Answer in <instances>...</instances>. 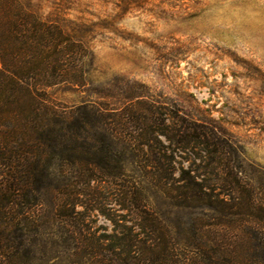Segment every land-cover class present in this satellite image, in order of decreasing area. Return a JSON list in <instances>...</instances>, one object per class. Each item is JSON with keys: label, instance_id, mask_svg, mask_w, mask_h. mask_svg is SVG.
Returning a JSON list of instances; mask_svg holds the SVG:
<instances>
[{"label": "rangeland", "instance_id": "rangeland-1", "mask_svg": "<svg viewBox=\"0 0 264 264\" xmlns=\"http://www.w3.org/2000/svg\"><path fill=\"white\" fill-rule=\"evenodd\" d=\"M31 2L45 17L60 12L93 30L89 86L56 88L54 96L68 111L85 102L104 107L107 131L93 130L89 144L114 157V176L78 161L54 168L43 191L36 264L120 263L107 249L137 220L119 205L127 184L117 169L122 161L149 209L182 244L194 238L191 219L202 217L172 197L183 177L217 179L238 167L264 192V0ZM111 134L130 145L111 142ZM205 134L221 146L202 144L197 137ZM156 158L171 165L163 188L146 166Z\"/></svg>", "mask_w": 264, "mask_h": 264}, {"label": "trees", "instance_id": "trees-1", "mask_svg": "<svg viewBox=\"0 0 264 264\" xmlns=\"http://www.w3.org/2000/svg\"><path fill=\"white\" fill-rule=\"evenodd\" d=\"M92 31L60 12L45 17L31 0H0V264H36L43 191L59 162H82L114 176L109 161L114 157L89 144L93 130L107 131L104 107L85 102L68 111L54 96L56 88L74 93L89 86ZM201 138L202 144H222L210 142L207 134ZM156 161L146 166L157 171L163 188L171 180V165ZM219 164L225 169L223 157ZM127 168L125 161L117 168L127 183L120 186L118 201L137 220L123 226L118 244L107 249L118 264H185L184 258L190 264H264L261 183L245 180L238 167L217 179L183 177L184 186L172 197L202 217L191 219L194 238L182 244L149 209L143 187L127 178ZM71 213L66 217L73 218Z\"/></svg>", "mask_w": 264, "mask_h": 264}]
</instances>
